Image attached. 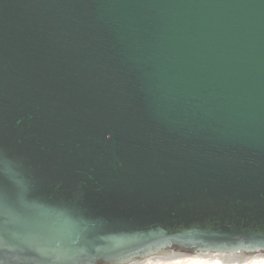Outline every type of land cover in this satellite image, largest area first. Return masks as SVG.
I'll return each mask as SVG.
<instances>
[{"label": "water", "instance_id": "1", "mask_svg": "<svg viewBox=\"0 0 264 264\" xmlns=\"http://www.w3.org/2000/svg\"><path fill=\"white\" fill-rule=\"evenodd\" d=\"M264 258V0H0V264Z\"/></svg>", "mask_w": 264, "mask_h": 264}, {"label": "bare ground", "instance_id": "2", "mask_svg": "<svg viewBox=\"0 0 264 264\" xmlns=\"http://www.w3.org/2000/svg\"><path fill=\"white\" fill-rule=\"evenodd\" d=\"M139 264H264V258L258 257L250 260H237L229 255H204L183 258L156 257Z\"/></svg>", "mask_w": 264, "mask_h": 264}]
</instances>
